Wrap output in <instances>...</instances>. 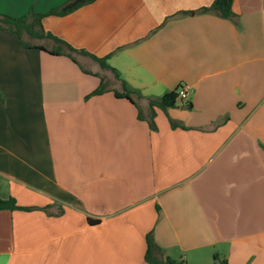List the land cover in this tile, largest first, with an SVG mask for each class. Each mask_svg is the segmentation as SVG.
<instances>
[{
	"label": "crops",
	"instance_id": "1",
	"mask_svg": "<svg viewBox=\"0 0 264 264\" xmlns=\"http://www.w3.org/2000/svg\"><path fill=\"white\" fill-rule=\"evenodd\" d=\"M65 1L0 0V13ZM213 1L94 0L42 18L119 78L0 29V199L38 208L0 211V264H150L148 232L183 264H264V0H232L237 24L197 11ZM122 79L135 104L114 95ZM181 83L187 100L150 107Z\"/></svg>",
	"mask_w": 264,
	"mask_h": 264
},
{
	"label": "trees",
	"instance_id": "2",
	"mask_svg": "<svg viewBox=\"0 0 264 264\" xmlns=\"http://www.w3.org/2000/svg\"><path fill=\"white\" fill-rule=\"evenodd\" d=\"M94 0H66L60 5L50 8L48 11L44 13L36 12L33 7H30L25 14L20 16H10L6 14L0 13V29L1 30H9L15 33L18 37L20 44L26 48H37L41 50H45L51 54H64L72 58L74 61L75 59L72 57V53H80L82 55L89 56L94 61L98 62L102 68H107L112 70L117 78H119V72L109 66L106 63V57H97L93 54L86 52L83 49H76L70 44L66 43L65 41L59 39L58 37L53 36L49 32H44L41 24V20L43 17L47 15H56V16H63L76 8L88 4ZM232 0H214L210 6L202 7L198 9V12H212L220 17L230 19L235 24H237V16L232 12L231 9ZM26 36V38H25ZM41 39V38H49L56 42L55 48H45L43 45L35 44L30 42V39ZM88 73V72H87ZM122 82V89L121 91L113 90V93L118 98H126L130 101L132 100L131 95L133 93H139L136 89L128 86L125 80H121ZM105 85L103 80L101 79L97 88H95L88 96L96 95L104 92ZM134 102V101H133ZM148 102L150 107L153 109L157 107L161 109L163 112H167V109L174 107L177 103V90L173 89L170 91L165 92L163 95L159 97H151L148 98ZM135 104V102H134ZM186 108H191V102L187 101L184 105ZM154 112L150 114L148 118V124L151 129H156V125L153 120ZM138 117L140 115L138 114ZM171 127H181L186 128L183 125H180L173 120H169ZM33 210L38 209L37 207H25L19 206L16 203V200L13 197H8L5 199H0V211L1 210ZM42 209H45L43 207ZM157 211L159 212L158 206H156ZM90 221V220H89ZM146 241V251L144 258L150 264H183L182 261L175 260L168 256L164 255L163 249L155 242L152 232H148L145 235ZM219 258V254H213V264H217V260ZM219 264H228L226 258H222Z\"/></svg>",
	"mask_w": 264,
	"mask_h": 264
},
{
	"label": "built area",
	"instance_id": "3",
	"mask_svg": "<svg viewBox=\"0 0 264 264\" xmlns=\"http://www.w3.org/2000/svg\"><path fill=\"white\" fill-rule=\"evenodd\" d=\"M177 100L185 101L188 99V94L191 90V85L188 83H181L177 88Z\"/></svg>",
	"mask_w": 264,
	"mask_h": 264
},
{
	"label": "rangeland",
	"instance_id": "4",
	"mask_svg": "<svg viewBox=\"0 0 264 264\" xmlns=\"http://www.w3.org/2000/svg\"><path fill=\"white\" fill-rule=\"evenodd\" d=\"M30 42H39V40L30 39ZM73 54H74L76 57L82 55V54H80V53H73Z\"/></svg>",
	"mask_w": 264,
	"mask_h": 264
}]
</instances>
